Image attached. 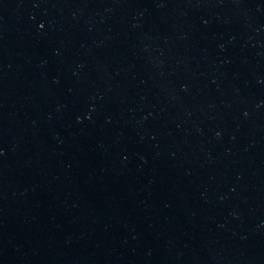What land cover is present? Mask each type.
I'll return each mask as SVG.
<instances>
[{
    "label": "water",
    "instance_id": "water-1",
    "mask_svg": "<svg viewBox=\"0 0 264 264\" xmlns=\"http://www.w3.org/2000/svg\"><path fill=\"white\" fill-rule=\"evenodd\" d=\"M0 264H264V0H0Z\"/></svg>",
    "mask_w": 264,
    "mask_h": 264
}]
</instances>
